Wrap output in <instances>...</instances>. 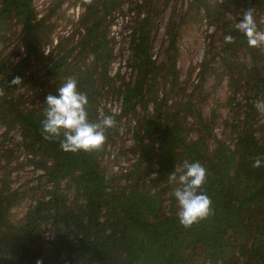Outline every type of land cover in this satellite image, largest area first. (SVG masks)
Here are the masks:
<instances>
[{
	"label": "trees",
	"instance_id": "1",
	"mask_svg": "<svg viewBox=\"0 0 264 264\" xmlns=\"http://www.w3.org/2000/svg\"><path fill=\"white\" fill-rule=\"evenodd\" d=\"M76 1L84 7L77 21L83 33L76 28V42L59 34L53 45L64 0H53L40 17L34 0H0V45L11 46L0 50V264H264V167H252L264 156V114L254 107L264 98V45L249 46L234 27L251 9L264 31V0ZM125 4L146 13L132 28L136 75L130 81L108 75L109 18ZM167 5L161 59L152 60L151 42ZM199 19L206 20L205 51L181 80L179 42ZM17 76L21 83L11 84ZM68 78L87 95L91 121L100 120L103 99H122L121 115L104 111L116 123L95 151L66 153L40 132L45 97L57 95ZM223 79L227 94L218 100ZM126 120L134 122L133 143L120 155L131 152L138 160L119 174L105 157L115 127ZM22 153L40 173L34 186L13 189L11 173L23 164L12 163ZM185 160L207 169L204 188L213 209L189 228L176 219L175 185L168 181L181 174ZM28 197L26 211L15 217L13 209Z\"/></svg>",
	"mask_w": 264,
	"mask_h": 264
},
{
	"label": "clouds",
	"instance_id": "2",
	"mask_svg": "<svg viewBox=\"0 0 264 264\" xmlns=\"http://www.w3.org/2000/svg\"><path fill=\"white\" fill-rule=\"evenodd\" d=\"M234 27L247 38L249 46L264 45V31L258 30L251 9L242 14ZM224 39L230 43L233 36L227 34ZM10 83L19 85L21 78L14 77ZM88 104L87 95L79 90L75 79L64 81L57 95L48 94L45 97L40 120V132L44 139L59 141V148L66 153L92 152L101 148L106 141V130L114 127L116 121L113 115H104L99 121L89 120ZM254 107L264 114V98L255 100ZM252 167H264V156H257ZM168 181L175 185L171 195L177 204L176 219L183 227L189 228L212 213V200L204 188L208 173L199 161H183L181 174H170ZM36 264H43V261L38 259Z\"/></svg>",
	"mask_w": 264,
	"mask_h": 264
},
{
	"label": "rangeland",
	"instance_id": "3",
	"mask_svg": "<svg viewBox=\"0 0 264 264\" xmlns=\"http://www.w3.org/2000/svg\"><path fill=\"white\" fill-rule=\"evenodd\" d=\"M53 0H34V5L36 7V11L39 14V17L42 15V10ZM75 0H64V2L61 5L60 8V13H59V18L57 19L56 16L53 17V19H57L55 27H54V34L53 35V45H56L55 40L58 39V35L62 34L65 36H72L71 40L73 42H76L78 38V33L76 32V28L79 27L77 23V19L74 14H70L69 10L71 9L72 6H76L77 3H81V1H76ZM214 1V0H213ZM83 7V4H82ZM84 9V7H83ZM171 5H167L163 12L166 14H169L171 12ZM121 11V10H119ZM117 11V12H119ZM116 12V13H117ZM80 18V17H79ZM262 19L264 18L263 16L261 17ZM81 30L80 32L83 33V27H79ZM206 20L202 19L196 23H191L186 28L183 30V38L179 42L181 43L180 45V54L177 59V68L180 70V76L181 80L185 79L190 71V66L191 65H196L198 66V61L201 59L204 51H205V36H206ZM108 35V32H107ZM156 35V31L154 33ZM108 38V36H107ZM109 40V39H108ZM163 39H161L160 36L157 38V42L153 41V47L159 48L161 45ZM110 41V40H109ZM112 43L110 42V48L112 50ZM7 47V48H6ZM152 47V48H153ZM4 50V54L7 53L11 46H5L4 44L0 45V50ZM50 48L46 47L45 48V53L49 51ZM112 55V52H111ZM113 56V55H112ZM161 59V58H159ZM112 60V57L110 61ZM91 61V58L89 59ZM110 63V62H109ZM109 67V66H108ZM196 72H194L195 75ZM124 78V77H123ZM127 80L126 78H124ZM117 80V78H116ZM119 82H116L118 84ZM210 83L212 81L210 80ZM227 94V84H226V79H223L220 81L217 85V91L215 93V97L218 100H223L226 97ZM114 99H119L114 97H107L103 99L98 105V108L102 106H107L110 102L115 101ZM119 101V100H117ZM205 112H207V108H205ZM127 121V122H126ZM120 124H118L115 127V136L114 138V143L110 144L107 146V154H106V165L110 168V170L114 173H119L121 174L122 172L130 169L129 167L134 164L138 159L137 155L133 153H126V154H121L120 151H127L128 149L131 148L132 143H133V138L131 136V127L130 124H134V122H128L126 120ZM4 131L3 127L0 126V133ZM217 134L222 137V125L219 126L217 129ZM10 136H13L16 141H20L19 135L16 131L11 130L10 131ZM25 155L22 153L20 155V158L18 160V163H12L13 167L23 164L22 168L19 169H14L11 173L10 177V185L13 189L20 188L22 187L21 185L28 183L27 185L29 187H32L36 184V177L39 175L40 172L38 171H32L31 167L27 166L25 164ZM43 193L41 194V196ZM31 202V198L28 197L25 199L24 202L21 203V205L16 209H13V213H15V217L17 214V217H21L23 213L26 211L28 205ZM33 203V202H32ZM17 211V212H16Z\"/></svg>",
	"mask_w": 264,
	"mask_h": 264
},
{
	"label": "built area",
	"instance_id": "4",
	"mask_svg": "<svg viewBox=\"0 0 264 264\" xmlns=\"http://www.w3.org/2000/svg\"><path fill=\"white\" fill-rule=\"evenodd\" d=\"M141 4L142 0H138ZM180 5V4H179ZM84 12L82 4L79 2L76 6H72L69 10L70 14H74L76 19ZM145 11L138 13L137 10L131 9L128 4H125L121 11L115 13L114 16L109 18L108 25V39L113 44L112 45V60L109 63L108 67V75L114 79H118L120 77H124L130 81L135 78L136 71L131 66V58L132 52L130 48V38L133 31V26L135 23V19L139 16L144 17ZM168 16L164 12L161 13L159 20L157 21L156 27V35H154V42H157L158 36L161 39L165 38V31L168 23ZM264 18L262 19V21ZM212 29H210L211 31ZM57 43V39L55 40ZM153 41L151 42V51L150 55L152 60H157L159 58V48L153 47ZM153 47V48H152ZM115 101L110 102L107 106H102L99 108L100 119L103 118V113L107 109L113 115H121L122 107H121V98L114 99ZM119 100V101H117ZM4 129V128H3Z\"/></svg>",
	"mask_w": 264,
	"mask_h": 264
}]
</instances>
